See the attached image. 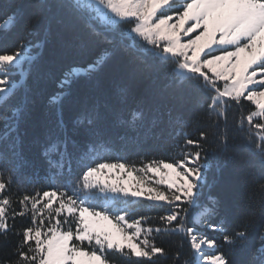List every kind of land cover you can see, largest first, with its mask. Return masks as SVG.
Wrapping results in <instances>:
<instances>
[{
  "label": "snow or ice",
  "instance_id": "1",
  "mask_svg": "<svg viewBox=\"0 0 264 264\" xmlns=\"http://www.w3.org/2000/svg\"><path fill=\"white\" fill-rule=\"evenodd\" d=\"M37 4L42 9L51 7L46 0H37ZM57 7L68 9L93 35L114 46L86 67H74L65 73L61 87L98 72L117 50L141 60L150 55L163 65L175 66L173 75L181 87L207 97L209 125L195 140L185 135L180 158L171 162L152 159L137 168L122 158L115 162L105 158L101 150L104 142L98 139V125L104 116L98 107L85 110L76 123L87 125L97 139L82 149L73 142V153L69 152L66 135L50 138L43 152L50 169L55 170L48 190L13 201L10 186L15 182L14 170L9 171L7 180L0 171V239L9 244L10 235L18 237L10 252L0 257V264H115L110 253H118L124 264H233L218 251L217 241L199 228L221 232L224 245L242 246L255 227L257 211L264 219V197L258 209L245 205L247 214L242 224L231 231L223 219L213 223L219 201L210 198V204L200 202L210 167L201 160L209 151L227 154L230 102L239 105L243 99L250 101L254 109L241 115L236 127L244 135L248 151L264 169V0H58ZM19 12L18 6L0 22V35L16 26ZM173 14L177 22L169 24ZM181 33L185 37L196 35L184 42ZM35 34L33 29L27 30V36ZM34 46L39 45L23 40L14 51L0 52V122L4 129L0 145L13 155V133L28 113L30 101L25 96L20 103L9 104L24 87L23 76L21 80L11 77L24 72V65L33 61ZM219 81L224 82L222 86ZM120 91L121 96L126 93ZM64 95H54L49 103L59 105ZM130 117L127 123L134 127L143 119V113L133 111ZM57 127L63 128L62 120ZM4 154L0 152V156ZM73 160L79 169L75 179L57 183V178L65 175V167L68 176L73 175ZM112 170L126 172L129 177L135 173L136 183L129 186L126 180L109 183L108 179H100ZM148 173L159 179L144 180ZM160 185L165 186L164 190ZM260 190L264 193V184ZM140 198L148 202L143 207L163 213L155 218L158 225H152L149 216L136 217ZM13 203L20 206L19 210L12 207ZM29 213L30 223L16 229L15 217ZM9 218L13 220L11 225ZM174 235L187 241L188 256L180 250L183 240L176 250L164 247L161 237ZM85 242L87 247L83 246ZM253 264H264V232Z\"/></svg>",
  "mask_w": 264,
  "mask_h": 264
},
{
  "label": "trees",
  "instance_id": "2",
  "mask_svg": "<svg viewBox=\"0 0 264 264\" xmlns=\"http://www.w3.org/2000/svg\"><path fill=\"white\" fill-rule=\"evenodd\" d=\"M46 3L51 5L50 9L40 8L37 0H0V22L16 11L18 6L20 9L16 26L0 35V52L14 51L23 40H31L33 45H39L31 49L33 61L24 65L25 71L11 77L12 80H21L23 76L21 83L24 87L18 90L9 104L16 105L25 96L30 101L28 113L13 133L16 137V155L0 145V152L5 153L0 156V171L4 172V178L7 180L9 171L14 170L15 182L10 186L13 201H18L25 194L34 195L37 191L48 190L52 185L51 177L55 170L50 169L43 155L50 138H63L66 135L69 152L73 153L76 152L73 142L82 149L97 139L90 134L87 125L76 123L81 114L92 107H98L104 116L98 125V139L104 142L101 150L110 162L122 158V161L139 168L152 159L171 162L180 158V150L185 147V135L195 140L201 131L208 128L206 112L210 101L207 97L181 87L173 75V64L163 65L150 55L142 60L136 59L122 49L115 51L90 77L80 76L70 85L61 87L65 73L74 67H86L105 49L114 46L106 43L102 37L93 35L68 9L58 8V0H46ZM28 29H33L36 34L27 36ZM139 43L143 44V41ZM121 89L126 90L123 96ZM58 93H65L61 103L51 105L50 98ZM230 103L228 152L225 155L209 151L202 157L201 162L206 161L210 167L200 199L202 204H210V198L219 201L218 215L212 222L225 220L229 231L242 224L247 214L246 204L258 209L259 201L264 197L260 190V185L264 184V169L248 151L245 137L236 127L241 115L253 110L254 105L243 99L239 105ZM133 111L143 113V119L137 121L134 127L127 123ZM60 120L63 121L62 129L57 127ZM3 130V123L0 122V132ZM212 139L209 132V141ZM72 169L73 175L69 177L65 167V175L58 177L57 183L75 179L79 173L75 160ZM140 203L136 217L149 216L152 218L150 223L158 225L159 221L155 218L163 213L143 207L148 204L143 198H140ZM12 207L20 208L17 203H13ZM191 216L189 212V224ZM256 219L255 227L250 230L242 246L224 245L221 232H212L207 227L199 230L215 239L219 245L218 251L226 254L233 264H253L261 244V233L264 232V219L260 218L259 211ZM8 223L11 225L13 220L9 218ZM14 223L18 230L27 226L30 213L23 217L16 216ZM8 239L9 244H4L0 239V257L10 252L18 237L10 235ZM161 239L165 248L173 250L180 248L183 240L180 250L184 256L189 255L190 247L182 236H162ZM110 255L115 264H124L118 253ZM161 264L168 262L162 261Z\"/></svg>",
  "mask_w": 264,
  "mask_h": 264
},
{
  "label": "rangeland",
  "instance_id": "3",
  "mask_svg": "<svg viewBox=\"0 0 264 264\" xmlns=\"http://www.w3.org/2000/svg\"><path fill=\"white\" fill-rule=\"evenodd\" d=\"M176 22H177V18L173 14V20L169 21V24L176 23ZM195 35H196V33H192V34H190V37H194ZM190 37H185L181 33V38H182V40L184 42H186ZM201 59H203V54L201 55ZM205 71H207V69H205ZM249 71H251V69ZM208 74L211 76V73H208ZM223 83H224L223 81H219V84L221 86L223 85ZM251 87H253V85H249V88H251ZM134 176H135V173H133V177ZM133 177H129L126 172H121L120 170H112V172H110V173L106 171L103 175L100 176V179H108L109 183L126 180V181L129 182V186H132V185H134L136 183V180L133 179ZM143 179L148 181V182H152V181H155V180L159 179V177L158 176H153V174L148 173L147 175H145L143 177ZM159 187H160L161 190H164V188H165V186H163V185H160ZM190 213H191V211H190ZM84 245H85V247H87V242H85ZM209 250L210 249H208V251Z\"/></svg>",
  "mask_w": 264,
  "mask_h": 264
}]
</instances>
